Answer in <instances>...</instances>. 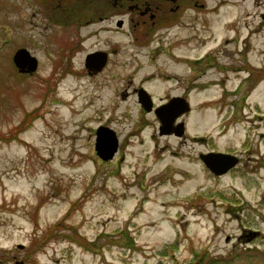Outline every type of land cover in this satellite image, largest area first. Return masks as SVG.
<instances>
[{"label":"rangeland","instance_id":"rangeland-1","mask_svg":"<svg viewBox=\"0 0 264 264\" xmlns=\"http://www.w3.org/2000/svg\"><path fill=\"white\" fill-rule=\"evenodd\" d=\"M57 1L0 0V264H188L202 250L264 264V75L254 79L264 73V0H205L194 28L168 32L150 64L159 42L99 31L85 52L115 51L97 76L76 49L68 56L76 26L50 10ZM21 47L38 60L31 74L13 64ZM206 54L183 95L184 135H159L128 64L142 63L136 83L170 55ZM187 65L170 68L181 84ZM163 81L147 85L153 102L183 94ZM100 125L119 139L109 160L94 149ZM212 149L241 162L215 175L199 158Z\"/></svg>","mask_w":264,"mask_h":264},{"label":"flooded vegetation","instance_id":"flooded-vegetation-1","mask_svg":"<svg viewBox=\"0 0 264 264\" xmlns=\"http://www.w3.org/2000/svg\"><path fill=\"white\" fill-rule=\"evenodd\" d=\"M205 6V0H58L55 6L52 5L49 6V8L50 10L52 9V11L53 9H61L64 13L63 15L68 17L67 19L71 18L68 23L63 21L64 24L70 28L73 25L76 26L75 38L72 39L70 34L68 37V40L70 39L67 43L69 45L67 48L69 52L68 56L72 54L71 51L73 50L71 49H76L77 51H74L81 53L83 57V72L88 76H97L107 67L110 62V55L115 50L114 48L112 49L113 46H111L107 50L97 48L85 52V42L89 37L95 35L96 38H98L99 31L108 32L110 36V34H114L116 31L126 27V35L130 36L129 44L132 46L150 47L153 46L154 41L159 42L157 46L149 50L150 54H147V59L145 61L150 64V62H155L154 60L158 57L155 54L159 51L160 47H163V38L167 37L168 32L179 28L193 29L195 20L197 19L196 14H201ZM112 21H114L113 26H109L112 25ZM95 25H98V27H93ZM89 27H92V29L86 32L81 31ZM114 43L115 42H113L112 45ZM98 51L106 52L107 59L103 68L95 72L93 66H88L86 64V58L89 54ZM209 56L210 54H206L197 58L186 55H170V57L168 56L170 61H164L161 67H156L154 71L147 76L141 77L142 79L136 83L133 82L132 78L142 67V63L141 61L132 60L130 61L131 63L128 64L130 67V74L128 77L132 86L131 93L136 95V101L142 110L147 113H152L158 120L153 109L168 102L173 96H183L184 92L188 94V92L195 87L196 77L201 74H198L197 69L201 67L200 64L203 63L205 59H208ZM180 62L188 64V74L191 77L193 76L191 80V77H189V82L186 84H184V82L182 84L179 83L180 73L170 69L172 65ZM156 76L163 78V82H167L166 87H168V90L171 87L174 89L183 88V94L178 92L173 95H166L157 103L153 102L152 93L149 90L151 88L147 85L151 83ZM191 82L193 87H190ZM141 90L146 91L152 100V110L150 111H146L139 102L138 95L141 93ZM185 98L187 99V97ZM178 120H180V118L177 119L176 122H178ZM210 151H216V149ZM223 152L236 155L233 151L224 150ZM240 158L238 157V164L241 162Z\"/></svg>","mask_w":264,"mask_h":264},{"label":"water","instance_id":"water-1","mask_svg":"<svg viewBox=\"0 0 264 264\" xmlns=\"http://www.w3.org/2000/svg\"><path fill=\"white\" fill-rule=\"evenodd\" d=\"M106 52L98 51L91 53L86 58V64L93 66L94 71H100L106 63ZM12 61L19 73H33L38 67V60L26 48H18ZM138 97L146 111L152 110V100L144 90L140 91ZM189 101L182 96H173L168 102L161 104L153 109L158 118L159 135H175L181 137L185 133L184 121H175L190 111ZM119 139L114 129L106 125H100L95 131L94 149L102 160L112 159L118 150ZM199 158L205 166L215 175H222L238 163V157L224 152L209 151L200 153ZM254 236V233L252 234Z\"/></svg>","mask_w":264,"mask_h":264},{"label":"trees","instance_id":"trees-1","mask_svg":"<svg viewBox=\"0 0 264 264\" xmlns=\"http://www.w3.org/2000/svg\"><path fill=\"white\" fill-rule=\"evenodd\" d=\"M261 71V70H260ZM264 73H259L254 77V79H259L262 78ZM55 227H49L48 232H52ZM232 264L235 263V260L230 257H220V258H213V257H208L206 250H202L199 252H196L193 255V258L188 264Z\"/></svg>","mask_w":264,"mask_h":264}]
</instances>
